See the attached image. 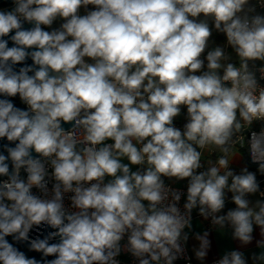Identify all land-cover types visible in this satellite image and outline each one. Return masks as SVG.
Here are the masks:
<instances>
[{"label": "clouds", "instance_id": "obj_1", "mask_svg": "<svg viewBox=\"0 0 264 264\" xmlns=\"http://www.w3.org/2000/svg\"><path fill=\"white\" fill-rule=\"evenodd\" d=\"M0 264H264V0H0Z\"/></svg>", "mask_w": 264, "mask_h": 264}, {"label": "crops", "instance_id": "obj_2", "mask_svg": "<svg viewBox=\"0 0 264 264\" xmlns=\"http://www.w3.org/2000/svg\"><path fill=\"white\" fill-rule=\"evenodd\" d=\"M179 122H182V121H178V123ZM193 243H194V241H193ZM216 243H219L221 246H224V245L228 244L229 242L225 239L218 237V236L214 237V251H215V244Z\"/></svg>", "mask_w": 264, "mask_h": 264}, {"label": "water", "instance_id": "obj_3", "mask_svg": "<svg viewBox=\"0 0 264 264\" xmlns=\"http://www.w3.org/2000/svg\"><path fill=\"white\" fill-rule=\"evenodd\" d=\"M16 103H17L19 106L23 107V105H20V102H19L18 100L16 101ZM33 255H35V254L33 253Z\"/></svg>", "mask_w": 264, "mask_h": 264}, {"label": "trees", "instance_id": "obj_4", "mask_svg": "<svg viewBox=\"0 0 264 264\" xmlns=\"http://www.w3.org/2000/svg\"><path fill=\"white\" fill-rule=\"evenodd\" d=\"M254 167V166H253Z\"/></svg>", "mask_w": 264, "mask_h": 264}]
</instances>
